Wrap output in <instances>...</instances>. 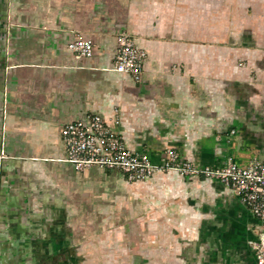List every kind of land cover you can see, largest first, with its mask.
Returning <instances> with one entry per match:
<instances>
[{
    "label": "crops",
    "instance_id": "0c3cea01",
    "mask_svg": "<svg viewBox=\"0 0 264 264\" xmlns=\"http://www.w3.org/2000/svg\"><path fill=\"white\" fill-rule=\"evenodd\" d=\"M120 30L146 50L140 81L112 69ZM77 35L91 57L66 49ZM88 112L151 154L164 138L197 164L264 162V0H0V264H69L68 214L43 203L39 171L70 164L61 126ZM203 185L212 200L166 264H257V218Z\"/></svg>",
    "mask_w": 264,
    "mask_h": 264
},
{
    "label": "rangeland",
    "instance_id": "374dc122",
    "mask_svg": "<svg viewBox=\"0 0 264 264\" xmlns=\"http://www.w3.org/2000/svg\"><path fill=\"white\" fill-rule=\"evenodd\" d=\"M159 139L163 153L148 152L152 160L163 163L168 152L177 157L142 180L129 181L121 172L98 165L75 170L70 164H50L39 171L44 181L39 187L51 199L43 203L68 214L69 264H166L170 242L196 228V212L213 195L203 184L219 180L190 172L210 164H197ZM189 207L193 212L184 213Z\"/></svg>",
    "mask_w": 264,
    "mask_h": 264
},
{
    "label": "built area",
    "instance_id": "2783aa9c",
    "mask_svg": "<svg viewBox=\"0 0 264 264\" xmlns=\"http://www.w3.org/2000/svg\"><path fill=\"white\" fill-rule=\"evenodd\" d=\"M66 49L76 59L89 58L94 52L90 37L77 35L69 39ZM146 50L130 34L120 30L116 35L112 69L128 73L135 81L142 79ZM64 155L62 160L74 169L90 165L117 170L129 181L151 176L158 168L177 157L175 152L164 154L163 163H156L145 150L132 148L97 112H88L83 118L67 120L60 129ZM190 172L213 177L229 186L244 206L259 222L257 238L252 241L257 264H264V162L252 160L246 164L228 161L225 164L191 167Z\"/></svg>",
    "mask_w": 264,
    "mask_h": 264
}]
</instances>
